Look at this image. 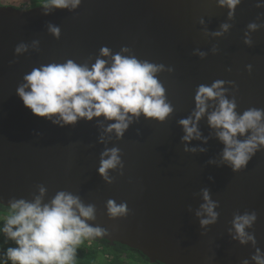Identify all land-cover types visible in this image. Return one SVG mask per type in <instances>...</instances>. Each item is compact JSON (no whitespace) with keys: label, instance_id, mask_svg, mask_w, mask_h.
I'll use <instances>...</instances> for the list:
<instances>
[{"label":"water","instance_id":"95a60500","mask_svg":"<svg viewBox=\"0 0 264 264\" xmlns=\"http://www.w3.org/2000/svg\"><path fill=\"white\" fill-rule=\"evenodd\" d=\"M252 22L260 27L249 30ZM225 23L229 29L213 35ZM48 24L59 26V39ZM245 33L250 45L244 43ZM33 41H38L35 48ZM19 43L28 49L15 54ZM102 46L112 54L127 47L122 55L163 65L156 77L173 107L164 121L134 117L117 139L104 132L113 121L102 116L59 127L23 106L15 89L25 73L68 59L90 67ZM194 49L206 55L201 58ZM215 80L225 81L224 95L235 99L238 114L264 109V0H241L231 18L217 0H81L73 11L54 9L48 15L40 6L0 5V204L6 206L10 198L31 201L40 186L44 203L66 191L94 205L95 219L88 223L107 233L96 240L133 248L152 263L241 264L248 259L253 264L255 248L264 252V148L245 168L232 171L222 160L224 145L209 127L207 112L198 122L207 141L189 143L205 151L184 152L180 139L184 133L177 122L194 109L197 86ZM216 103L209 101L207 111ZM112 147L121 150L124 168L123 174L110 169L109 183L97 167L100 153ZM203 188L219 202L217 221L206 229L195 215L204 202ZM109 199L126 202L128 213L110 217ZM253 210L257 220L246 231L254 233L256 244H240L229 231L231 221L234 214Z\"/></svg>","mask_w":264,"mask_h":264},{"label":"clouds","instance_id":"9594fccd","mask_svg":"<svg viewBox=\"0 0 264 264\" xmlns=\"http://www.w3.org/2000/svg\"><path fill=\"white\" fill-rule=\"evenodd\" d=\"M22 3L25 0H21ZM241 0H217V4L228 9L231 18ZM81 0H39L44 15L54 9L75 10ZM30 7V3L28 4ZM203 23V20L200 21ZM230 25L221 24L220 31L213 35L220 36ZM260 25L252 22L247 25L249 30H256ZM48 31L56 39L60 38L59 26L48 24ZM244 43H252L245 33ZM38 41H33L35 48ZM28 45L19 43L14 47L15 54L27 51ZM127 47L121 52L112 54L111 50L102 46L99 56L89 67L77 64L68 59L64 63L41 64L33 67L23 75L21 83L15 89L16 95L24 107L31 113L43 117L59 127L74 125L78 120L91 121L94 117H103L113 121L104 128L105 133H114L119 139L132 123L133 118L143 115L146 119L164 121L173 111L166 101L165 89L156 77L163 65L153 64L146 60H138L135 56H125ZM194 54L203 58L206 53L194 49ZM216 51L215 48L212 49ZM111 57V60L100 57ZM251 72L252 66L246 65ZM171 70V69H169ZM231 83V82H229ZM225 81L215 80L210 85L200 84L194 95V109L191 114L178 120L183 135V151L203 152L204 148L190 147L189 143L196 140L207 141L201 136L198 122L207 112L209 127L216 131V137L224 145L222 160L226 161L232 171L237 172L246 167L255 153L264 148V109L251 107L238 114L235 99L226 98L227 91L223 87ZM217 101L212 111L209 101ZM247 134V135H246ZM39 135V133H37ZM239 139L238 137H245ZM104 141L103 135L99 138ZM212 163V161H209ZM124 168L121 150L117 147L105 148L100 153L97 173L107 182L110 169ZM211 179V178H210ZM45 192L39 187V195L31 201L24 198H10L6 211L0 213V234L4 243L11 241L14 246L6 247L0 253V264H76L78 249L85 241H93L107 235L106 230L93 226L88 221L95 219V207L85 205L78 196L70 192L58 191L47 203L42 202ZM203 203L195 212L199 225L205 228L217 221L219 213L215 209L218 201L211 199L208 188L201 189ZM107 214L120 217L128 213L126 202L117 204L109 199L106 202ZM257 220V213L244 212L234 214L232 223L233 239L240 244L251 242L256 244L254 233L246 231ZM250 259L253 264H264V252L255 248ZM241 264H249L245 259Z\"/></svg>","mask_w":264,"mask_h":264},{"label":"trees","instance_id":"16d2710c","mask_svg":"<svg viewBox=\"0 0 264 264\" xmlns=\"http://www.w3.org/2000/svg\"><path fill=\"white\" fill-rule=\"evenodd\" d=\"M20 6L11 5L18 8H28L39 6V0H19ZM24 4V5H23ZM1 5V4H0ZM27 5V7L25 6ZM6 211V206L0 204V213ZM2 224V221H0ZM8 246H14L9 241L4 243V237L0 234V253ZM76 264H164L162 262H150L140 251L115 242L110 244L107 240L85 241L78 249Z\"/></svg>","mask_w":264,"mask_h":264},{"label":"rangeland","instance_id":"374dc122","mask_svg":"<svg viewBox=\"0 0 264 264\" xmlns=\"http://www.w3.org/2000/svg\"><path fill=\"white\" fill-rule=\"evenodd\" d=\"M1 5H15L20 6L19 0H0ZM24 5V4H23ZM27 7V5H25Z\"/></svg>","mask_w":264,"mask_h":264}]
</instances>
